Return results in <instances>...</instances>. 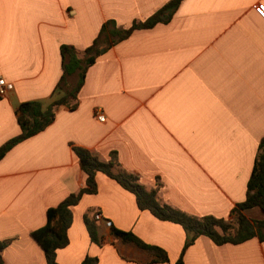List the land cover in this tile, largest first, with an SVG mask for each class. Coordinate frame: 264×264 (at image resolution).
<instances>
[{"label":"crops","instance_id":"obj_1","mask_svg":"<svg viewBox=\"0 0 264 264\" xmlns=\"http://www.w3.org/2000/svg\"><path fill=\"white\" fill-rule=\"evenodd\" d=\"M169 0H0V76L14 88L0 97V146L20 132L17 106L44 107L62 75L61 45L83 50L103 23L119 28L145 20ZM104 47V46H103ZM105 114V120L97 112ZM264 137V0H183L172 19L135 29L105 46L89 67L74 109L62 105L43 131L0 159V240L11 239L6 264H48L31 231L48 207L85 185L73 146L135 173L162 202L191 215L231 218L246 197ZM98 191L73 207L69 244L59 264H264V241L218 245L138 207L135 195L103 172ZM94 210L101 243L91 241L85 215ZM247 216L264 219L256 206ZM89 216V215H88ZM129 230L162 247L168 261L117 237Z\"/></svg>","mask_w":264,"mask_h":264},{"label":"trees","instance_id":"obj_2","mask_svg":"<svg viewBox=\"0 0 264 264\" xmlns=\"http://www.w3.org/2000/svg\"><path fill=\"white\" fill-rule=\"evenodd\" d=\"M182 1L169 0L148 18L135 20L127 28H119L114 20L106 21L93 43L81 52L82 56L75 46L61 45L62 75L55 87V93L63 94L45 107L41 100L23 101L17 106L16 114L20 132L0 146V159L17 143L47 128L54 121L60 106L65 105L71 109L77 106L78 94L85 82L87 71L100 55L103 46L110 47L127 38L135 29L151 28L157 23L169 22ZM75 76L76 80L70 86V79ZM73 149L86 175L84 187L78 192L67 195L57 205L48 207L45 223L31 231V236L43 249L48 264H59L57 253L70 242L69 228L73 222V207L85 194L97 193L98 172L105 173L131 191L140 209L149 210L161 220L180 224L186 232L184 250L201 235L208 236L218 245L239 244L254 237L264 241V219H254L245 213L246 209L256 206L264 211V137L259 142L254 165L247 181L246 197L235 204L230 219L213 215L197 217L162 202L156 188H147L135 173L121 167L116 152L112 153L110 160L103 161L88 148L73 146ZM84 219L91 241L100 244L97 220L88 215H85ZM112 232L124 241L132 242L141 249L153 253V261L169 260L167 252L162 247L144 241L132 231L112 227ZM10 242V238L0 240V264H6L2 252ZM97 261V257L87 255L81 264H96ZM177 264H182V259Z\"/></svg>","mask_w":264,"mask_h":264},{"label":"built area","instance_id":"obj_3","mask_svg":"<svg viewBox=\"0 0 264 264\" xmlns=\"http://www.w3.org/2000/svg\"><path fill=\"white\" fill-rule=\"evenodd\" d=\"M14 88L13 82H10L6 80L4 77L0 76V97L6 96L10 91H12ZM97 117L99 120L104 121L105 120V114L102 111L97 112ZM94 218L97 221L104 220L105 224L109 227L112 225V221L109 219H105L101 212L97 211L94 214Z\"/></svg>","mask_w":264,"mask_h":264},{"label":"rangeland","instance_id":"obj_4","mask_svg":"<svg viewBox=\"0 0 264 264\" xmlns=\"http://www.w3.org/2000/svg\"><path fill=\"white\" fill-rule=\"evenodd\" d=\"M104 47H105V46H104ZM75 80H76V76H75V77H72V78L70 79V82H69L70 86L73 85V83L75 82ZM67 86H68V85H67ZM67 86H66V87H67ZM87 213H88V215H89L90 218H92V219L94 218V210L91 209V210L88 211Z\"/></svg>","mask_w":264,"mask_h":264},{"label":"water","instance_id":"obj_5","mask_svg":"<svg viewBox=\"0 0 264 264\" xmlns=\"http://www.w3.org/2000/svg\"><path fill=\"white\" fill-rule=\"evenodd\" d=\"M104 49H105V47H102V48H101V51H103Z\"/></svg>","mask_w":264,"mask_h":264}]
</instances>
